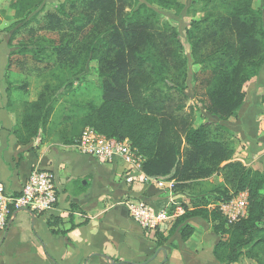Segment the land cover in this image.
<instances>
[{
	"label": "trees",
	"instance_id": "obj_1",
	"mask_svg": "<svg viewBox=\"0 0 264 264\" xmlns=\"http://www.w3.org/2000/svg\"><path fill=\"white\" fill-rule=\"evenodd\" d=\"M40 1L10 0L8 8L20 18ZM167 1L176 9L181 7L180 0ZM194 1L205 13L192 23L195 29L216 23L228 33L219 38L210 31L192 48L196 56L208 40L219 44L200 61L208 65L215 60L209 66L210 76L202 81L209 88L211 112L221 118L235 117L245 101L243 83L257 75L264 64V0L260 7L254 0ZM155 23L156 16L139 0H65L47 16L46 27L63 28L69 38L75 34L84 39L75 52L69 38L63 45L53 46L59 60L71 62L78 55L80 69L88 60L99 61L101 67L102 101L71 122L68 142L74 143L86 127H91L115 141L127 138L145 157L143 171L174 179V187L177 182L217 175L224 185L223 190H217V198L226 201L246 191L245 217L227 224L219 207L190 209L184 205L169 233L179 229L185 240L194 232L187 220L201 217L221 236L213 246V256L220 264H235L242 256L264 264V173L233 159V139L225 125L204 120L194 126V110L187 111L181 101L187 96L183 91L185 61L173 47L175 36L167 40ZM186 34L191 38L188 31ZM157 37L164 40H153ZM37 54L35 51L34 58L39 61ZM152 87L154 92L146 95ZM12 99L7 94V104ZM55 103L53 93L23 102L20 125L14 131L18 143L27 144L45 130Z\"/></svg>",
	"mask_w": 264,
	"mask_h": 264
},
{
	"label": "crops",
	"instance_id": "obj_2",
	"mask_svg": "<svg viewBox=\"0 0 264 264\" xmlns=\"http://www.w3.org/2000/svg\"><path fill=\"white\" fill-rule=\"evenodd\" d=\"M2 76L0 69V178L9 190H17L34 168L51 169L58 200L48 213L13 212L0 231V264H220L213 246L221 236L207 220L188 219L194 232L183 240L179 229L169 233L175 219L146 230L127 208V201L144 200L156 209L174 204L192 209L188 201L196 196L193 181L177 182L172 189L155 182L125 183L121 161L104 162L79 152L65 137V125L52 124V119L32 141L18 143L14 131L20 125L22 104L33 99L18 89L7 104ZM263 104L264 64L237 116L227 125L234 135L237 157L233 159L264 173ZM251 260L242 256L239 261L250 264Z\"/></svg>",
	"mask_w": 264,
	"mask_h": 264
},
{
	"label": "rangeland",
	"instance_id": "obj_3",
	"mask_svg": "<svg viewBox=\"0 0 264 264\" xmlns=\"http://www.w3.org/2000/svg\"><path fill=\"white\" fill-rule=\"evenodd\" d=\"M9 1L0 0V69L3 70L2 82L5 84L3 87L6 99L7 94L12 99L18 89L23 91V96L27 99H35L42 95L47 97L53 93L56 96V109L52 115V124L61 121L67 129L65 137L69 139L72 137L71 122L85 112L96 108L102 101V78L98 75L101 68L100 62L88 60L80 69L81 58L78 55L74 56L73 61L67 62L59 60L54 53L53 46L63 45L69 37L63 28L52 30L46 27V19L65 0H41L20 18H15V10L7 8ZM139 1L146 3L156 16L155 25L161 35L167 40L175 36L173 47L178 48L186 65L183 91L187 96L181 101L185 103L187 111L194 110L193 123L197 125L204 120L219 122L227 127L229 135L233 138L234 135L227 126L231 117L221 118L211 112L208 99L209 88L205 81H202L204 77L210 76L209 66L214 65L215 60L209 61L208 65L200 61L209 51L217 49L219 44L208 40L204 44L205 48L200 49L196 56L192 48V45L196 46V43L204 39L210 31H215L214 35L221 38L228 34L226 30L219 29L216 23L204 24L201 29H195L192 23L202 19L205 13L202 5L194 0H180L181 7L177 9L167 0ZM254 5L260 7L262 0H254ZM187 31L191 38H188ZM74 35L69 38L71 40L68 43L75 52L77 45L83 43L84 39ZM153 40L161 42L164 39L157 37ZM35 51H38L37 57L41 60H35ZM255 77L256 75L243 83L245 99ZM153 90L154 87L146 91V95L153 93ZM262 110L264 114V104ZM232 142L234 146V141ZM235 154L234 147L233 158ZM223 189L224 185L217 175L203 178L202 181L195 180L193 191L196 196L189 199L188 204L209 210L219 207L223 197L217 198L220 196L218 191ZM239 262L235 264H243L244 261ZM250 264L255 262L252 261Z\"/></svg>",
	"mask_w": 264,
	"mask_h": 264
},
{
	"label": "built area",
	"instance_id": "obj_4",
	"mask_svg": "<svg viewBox=\"0 0 264 264\" xmlns=\"http://www.w3.org/2000/svg\"><path fill=\"white\" fill-rule=\"evenodd\" d=\"M74 144L79 152L92 155L101 161H121L125 165V183L155 182L159 187H174V179H154L143 171L145 157L132 147L127 138L115 141L91 127H86L74 140ZM57 200L56 176L51 169L34 168L17 190H9L0 178V231L8 225L15 210L48 213L56 207ZM127 208L132 219L146 230H155L168 219H176L184 212V208L178 204L167 209H156L144 200L127 201ZM219 210L227 224L245 217L248 211L247 192L240 191L229 200L223 201L219 204Z\"/></svg>",
	"mask_w": 264,
	"mask_h": 264
},
{
	"label": "water",
	"instance_id": "obj_5",
	"mask_svg": "<svg viewBox=\"0 0 264 264\" xmlns=\"http://www.w3.org/2000/svg\"><path fill=\"white\" fill-rule=\"evenodd\" d=\"M81 182H82L83 185H85V184L87 183L86 180H84V179H83ZM8 224H9V223H8ZM125 262H126V263H129V264H132L131 261H125Z\"/></svg>",
	"mask_w": 264,
	"mask_h": 264
}]
</instances>
